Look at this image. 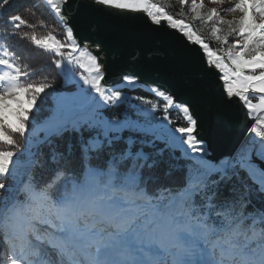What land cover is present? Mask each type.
<instances>
[{
    "label": "snow or ice",
    "instance_id": "6c2138e0",
    "mask_svg": "<svg viewBox=\"0 0 264 264\" xmlns=\"http://www.w3.org/2000/svg\"><path fill=\"white\" fill-rule=\"evenodd\" d=\"M88 2L97 12L114 9L145 13L153 25L166 22L167 28L198 45L207 60L206 71L214 72L223 82L226 97L221 96L217 106L200 115L197 135L207 133L213 120L231 123L233 109L242 105L247 116L255 120L252 132L260 141V146H253L251 155L264 158V0H210L212 7H205L203 0H190L192 19L210 25L211 38L222 46L218 50H213L189 23L175 19L153 0ZM10 3L11 0H0V12ZM45 3L65 26L66 39H58L51 31L44 36L33 32L29 37L25 33V38L39 49L59 56L56 66L66 61L85 69L88 75L80 78L106 101L118 99L119 91L107 95L101 85L104 73L97 55L89 51L88 45L81 47L77 43L74 17L69 15L72 0ZM178 4L188 5L189 0H178ZM34 6L27 5L25 10ZM229 14L231 18H227ZM27 24L21 14L12 12L3 27L6 34H14L8 29L19 30ZM10 55L5 49L0 56V65L11 70L0 75V192L4 193L0 201L11 203L4 218L6 253L0 264H264V231L258 238L250 235L242 227L241 215L232 212L231 219L225 216L226 222L212 225L197 214L191 197L149 199L138 186L125 183L126 176L118 178L115 169L107 174L91 171L94 182H76L57 199L53 192L28 184L19 190L23 200L9 193L12 168L20 150L15 136H26L41 93L51 87L48 83L22 82L21 77L28 73L6 58ZM170 72L174 77H185L184 61L176 59ZM124 79L129 84L135 82L134 77ZM187 83L196 90L195 79ZM153 91L167 102V111L173 105L172 96L158 89ZM250 93L258 94L257 102ZM181 107L188 126L175 129L180 136L163 123L161 131H171L193 154H203V141L193 135L197 120L187 106Z\"/></svg>",
    "mask_w": 264,
    "mask_h": 264
},
{
    "label": "trees",
    "instance_id": "16d2710c",
    "mask_svg": "<svg viewBox=\"0 0 264 264\" xmlns=\"http://www.w3.org/2000/svg\"><path fill=\"white\" fill-rule=\"evenodd\" d=\"M154 1L165 7L173 17L188 18L193 23L200 24L203 30H210V25L192 19L190 2L181 6L178 0ZM27 5L35 6L29 11L25 10ZM12 12L21 14L28 24L22 25L19 30L9 28L8 33L14 34H6L3 24ZM50 31L58 39H66L64 29L43 0H11L10 6L0 12V54L3 56L7 49L11 55L6 58L28 73L27 77H21L22 82L48 83L54 91L70 90L75 87L64 82L63 75L56 66L59 56L39 49L30 38L24 36L28 33L30 37L33 32L37 36H44ZM1 67L11 71L5 66ZM51 92L53 91L48 90L46 100L41 105L38 122L44 121L52 109ZM124 92L130 96L154 99L151 93L142 89H125ZM136 100L133 101L132 98L128 102L129 108H125L127 101L118 104L110 101L100 111L108 118H119L126 111L127 116L135 119ZM165 104L161 101L156 108L157 114L162 118L167 116V125L174 129L187 127L186 117L169 107L165 111ZM30 131L31 127H28L12 168L13 179L9 188V193L21 200L24 195L19 190L26 184L37 187L38 190L51 191L53 198L57 199L76 182H93L95 178L90 175L91 171L107 174L115 169L118 178L126 176L124 182L130 183L132 187L138 186L145 195L163 194V199L191 197L197 214L212 225L218 226L226 222L225 216L231 219L230 213L235 212L242 216V227L245 230L252 229L250 235L258 238L264 231V194L244 170L240 169L227 177L209 175L204 166L185 158L180 150L172 148L165 139H159L153 134L127 128L121 132H110L109 137L103 138L98 130L89 129L87 125L68 128L60 135H54L41 142L37 150L34 146L31 147L30 151L35 152V162H30L27 146ZM96 137L103 138V144L99 147L91 144ZM2 195L4 193L0 192V196ZM10 207V202L0 201V234L3 238L6 227L4 218L9 214Z\"/></svg>",
    "mask_w": 264,
    "mask_h": 264
},
{
    "label": "water",
    "instance_id": "95a60500",
    "mask_svg": "<svg viewBox=\"0 0 264 264\" xmlns=\"http://www.w3.org/2000/svg\"><path fill=\"white\" fill-rule=\"evenodd\" d=\"M70 7L72 11L69 15L74 17L77 43L81 47L88 45L89 51L97 55L102 65L104 76L101 85L106 94L111 95L123 89H142L156 94L153 89H158L172 96L173 105L169 106L170 109L184 115L181 106L189 108L193 119L197 120L193 135L203 141L205 146L204 153L197 155L187 146L180 145L183 156L207 166L210 171L220 169L223 174H228V168L223 165L235 156L255 120L248 117L247 109L240 105L233 109L231 123L213 120L207 133L197 135L200 115L217 106L221 96L226 97L223 82L214 72L206 71L207 60L199 46L187 41L177 30L167 28L166 22L160 26L153 25L142 12L123 13L114 9L97 12L94 4L88 0H72ZM60 25L65 29L64 25ZM176 59H182L186 65L187 73L183 78L174 77L170 72V66ZM125 76L134 77L135 82L129 84ZM188 79H195L196 90L188 85ZM249 95L250 98L258 96L255 93ZM107 103L104 97L93 90L89 100L77 110L75 118L80 120L92 116L96 110L106 107ZM247 141L241 168L264 194V158L258 159L251 155L253 146H260V141L259 138Z\"/></svg>",
    "mask_w": 264,
    "mask_h": 264
},
{
    "label": "rangeland",
    "instance_id": "374dc122",
    "mask_svg": "<svg viewBox=\"0 0 264 264\" xmlns=\"http://www.w3.org/2000/svg\"><path fill=\"white\" fill-rule=\"evenodd\" d=\"M154 3H157L153 0ZM190 2V0H189ZM205 7H212L213 5L210 3V0H203ZM158 5H161L157 3ZM162 6V5H161ZM166 10V9H165ZM169 14V13H168ZM175 19H183L185 22L189 23L191 27L201 34L205 42L209 43V46L213 50H218L221 45L215 42L210 36V30L205 31L201 28L200 24L193 23L188 18H176ZM227 18H231L229 14ZM205 24V23H203ZM203 24L202 27H203ZM77 53L76 55H78ZM60 57L58 58V60ZM59 71L63 75L64 82L66 84H73L75 88L70 90H59L54 91L52 88L45 89L44 93H41V101L38 99L37 101V109H34L33 117H30L28 127H31L30 134L27 135L28 140V149L30 158H28L30 162H35V152L30 151L31 147L37 150L39 144L43 141H46L52 138L56 133L61 132L64 127H67L70 124V127L77 128L83 125H87L90 127L98 128L100 126L102 129L99 133L104 137H109L110 132H121L123 129L132 128V129H139L149 134L155 135L159 139H165L167 144L174 149H179L181 154L183 152L181 150L180 145H184L182 140L177 138L180 136L179 133H175V129L168 126L167 122L164 118H162L159 114H157V105L159 102L164 101L161 96L152 94L154 99L148 100L145 97H135L130 96L129 93L124 92L125 89L119 90L121 93L120 97L112 102L114 104H118L122 101H127L125 103V108H129L130 100L133 98L136 100V109L134 111L136 117L135 119L127 116V112H123L121 117L119 118H108L103 112L96 110L92 116L86 117L84 119H76L75 115L79 108H81L90 98L93 90L91 89L90 85H86L83 80L80 78L81 75L87 76L88 72L85 69L79 68L78 65H72L67 63L66 61L62 62L60 66H57ZM4 72H8V70L2 69L0 66V74L2 75ZM48 90H51V94H53V106L49 113V115L44 119L42 122H38V117L41 111V105L44 104L46 100V95ZM253 102H257V97L252 98ZM165 102V101H164ZM110 101H108L107 106L109 105ZM132 103V102H131ZM167 103V102H165ZM170 108V107H169ZM75 119V120H72ZM38 123V124H37ZM163 123L167 128L171 129L173 133L177 137H174L171 131L162 132L161 125ZM42 133V134H41ZM103 138L96 137L92 140L91 144L93 147H99L103 144ZM186 138V137H184ZM186 146V145H184ZM33 152V153H32ZM244 160L243 155H238L230 163L226 166L229 169V172H236L234 170L237 169V172L241 169L242 162ZM206 171L210 169L207 166H204ZM216 172L222 173V170H215ZM228 172V173H229ZM94 182V181H93ZM249 233L252 232V229L247 230ZM4 239L1 238L0 235V259L3 260L5 252L2 251L5 248Z\"/></svg>",
    "mask_w": 264,
    "mask_h": 264
},
{
    "label": "bare ground",
    "instance_id": "6f19581e",
    "mask_svg": "<svg viewBox=\"0 0 264 264\" xmlns=\"http://www.w3.org/2000/svg\"><path fill=\"white\" fill-rule=\"evenodd\" d=\"M170 15V14H169ZM255 124V123H254ZM250 138H258V137H256L255 136V134L252 132V130L249 132V134L247 135V137H246V139L244 140V142L242 143V145L239 147V149L237 150V152L235 153V156L233 157V159L236 157V156H238V155H243V157L246 155V152H245V150H247V140L248 139H250ZM230 161H232V159L230 160ZM230 161H228V162H225V164L223 165L224 167H226V166H228V164L230 163ZM242 165H243V162H242ZM241 165V166H242ZM230 169V168H229ZM234 171H236V172H230V174H235V173H237V169L236 170H234ZM0 260H2V259H0Z\"/></svg>",
    "mask_w": 264,
    "mask_h": 264
},
{
    "label": "clouds",
    "instance_id": "9594fccd",
    "mask_svg": "<svg viewBox=\"0 0 264 264\" xmlns=\"http://www.w3.org/2000/svg\"><path fill=\"white\" fill-rule=\"evenodd\" d=\"M23 138H24V136H23V134H17L16 136H15V140H16V142H17V144L18 145H22V143H23Z\"/></svg>",
    "mask_w": 264,
    "mask_h": 264
}]
</instances>
